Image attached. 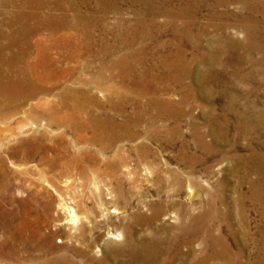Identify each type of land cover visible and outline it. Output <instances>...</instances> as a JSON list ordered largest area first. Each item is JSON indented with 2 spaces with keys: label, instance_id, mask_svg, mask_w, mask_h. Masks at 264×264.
I'll return each mask as SVG.
<instances>
[{
  "label": "rangeland",
  "instance_id": "1",
  "mask_svg": "<svg viewBox=\"0 0 264 264\" xmlns=\"http://www.w3.org/2000/svg\"><path fill=\"white\" fill-rule=\"evenodd\" d=\"M150 1L113 0L112 5L110 4L106 11L96 14L97 18L92 25L93 29L89 32L55 33L56 35L54 33H28V38L31 41L29 46L32 50L37 47H57L67 57L64 63H60V65L62 64L61 68L54 69L55 71L46 65L44 58H40L38 65L36 68L34 67L35 71L45 75L51 70L52 73H61L65 67L66 69L73 68L75 73L70 70V74L63 80L68 76L71 77V74L78 78V83H72L77 91L78 99L75 100L76 104L72 105L71 97L65 103L53 93L43 94L54 107V110L45 116L47 117L45 121L49 120L50 122L46 123L47 127L41 128L37 132V122L14 120L11 125L17 128V133L31 130L32 136L23 135L25 140L17 142L16 145L13 143L2 147L0 145V157L2 156L0 158V264H45L47 260L53 261L56 255L64 254L68 259H73L74 256L66 250L65 246L66 243L73 241L68 239L70 238V229L67 220L70 217L67 211L62 208V204L71 203L75 193L82 194L87 200V205L93 207L102 219L100 227L93 234V237L98 239V243H101L109 226L113 227L120 221L129 222V213L139 210L146 211L142 207V202L151 203L158 199L157 189L159 187L153 181L158 169H164L167 164L180 170L186 169L187 155L194 152L202 159L204 158L195 167L196 174L203 176L201 181L205 185L204 190L212 191L214 197H219L217 196V187L222 184L223 190H219V195H227L231 200L233 195H238L236 189L234 190L237 181L243 179L244 183L241 186L243 189L240 188L246 194L243 195V198L249 195L251 180L256 179L257 175L253 173L245 177L250 169L245 161L251 149L262 150L264 148L262 145L264 143L258 142L263 141V138L261 140L256 138L257 131L250 132L251 134L244 137L237 133V129L231 127V134L226 141L214 144L207 151L198 144L197 140L203 135L206 142H213L207 128L209 119L213 115L224 113L223 105H227L230 99L235 103L234 109L229 113L232 121H235L240 114L242 115V110L248 104L250 107L255 103L252 107L256 106L264 110V69L259 67L262 59L261 54L242 47L236 48L230 43L225 44L228 46L220 47L221 49L218 48L221 44L218 40L224 37H221V34L216 31V27L231 21L227 18L221 19L214 13L216 10L217 12L221 11L222 7H219V10L218 8L214 10L209 3H202L201 0ZM207 14L212 15L208 16ZM3 21L5 22V8L0 3V29H8ZM201 28L207 29V31L199 33ZM2 34L0 33V46L8 41ZM7 34L14 36L24 33ZM245 34L241 31L237 33L234 30L229 35L234 37H231L234 40L235 38L238 41L240 39L243 45H248L247 43L250 44V42ZM57 35H61V40L57 38ZM194 53L198 55L195 54V56ZM246 54L247 56H245ZM185 56L188 58L186 59ZM167 62L171 64V70L165 68ZM182 67L193 70V75H184ZM207 70L215 71L213 73L215 80L221 79V83L216 81L218 84L215 83L213 77L207 82L208 86L216 87L215 95L211 98L201 94L200 87L196 85L199 74ZM215 75L218 79L215 78ZM169 76H173L176 81L168 79ZM179 77L182 79L178 80ZM140 85L142 86L140 87ZM162 86L170 88H167L169 89L167 93H164L167 91L166 89L162 91L164 89ZM192 90L195 94L191 93ZM160 95L170 104V109L162 108L168 113L167 119L154 123L145 120L139 121V115L143 112L147 119H152L157 106L150 104V101L153 96ZM140 103L146 104V110L141 107ZM239 103L240 105H238ZM258 104L260 106H257ZM213 105L215 109H211ZM211 111L216 114H211ZM94 114L101 118L100 121L104 123L102 125L104 127L94 121ZM18 116L19 119L24 118L21 115ZM127 116L129 118H126ZM105 119L107 120L105 121ZM5 125V123H0L1 127ZM112 127H115L114 131ZM154 128L161 132L158 140L141 135L133 141L127 138L112 143L110 140L112 133L118 134V129H125L121 131L122 136H125L134 129L143 134ZM14 136L16 134L11 138ZM105 143L109 144L106 150L103 149ZM204 165L210 166L213 171L208 173ZM234 166L239 169L236 174L232 170ZM113 189L116 191L114 192ZM246 191L248 192L246 193ZM165 192L169 191L166 189ZM113 193L116 194V197ZM199 193L204 198L206 197L204 191H199ZM168 194L170 195V193ZM188 196V189L184 188L181 195L176 197L186 200ZM197 197L199 196L197 195ZM164 201L168 203L169 199ZM216 203L219 209L228 206L236 211L231 201L225 206L221 205L219 200ZM246 203V211L251 219V228L257 232L261 226L262 218L259 211L262 209L251 201ZM231 220H236V214ZM165 221L170 220L167 217ZM217 222L220 223V221ZM226 222L229 221L223 220V226H220L225 232L227 231ZM236 227L241 230L240 225ZM111 240L121 242L118 239ZM231 240L233 241V238ZM249 244L254 251L260 247L257 241L250 240ZM82 258L77 259L81 260Z\"/></svg>",
  "mask_w": 264,
  "mask_h": 264
},
{
  "label": "bare ground",
  "instance_id": "2",
  "mask_svg": "<svg viewBox=\"0 0 264 264\" xmlns=\"http://www.w3.org/2000/svg\"><path fill=\"white\" fill-rule=\"evenodd\" d=\"M165 1H167V0H165ZM201 1H202V3H209V5L211 7H213L214 10L216 8H218V10H219L220 9L219 7H222L221 11L217 12V10H216L214 13L218 17H220L221 19L227 18L228 20L229 19L231 20V21L226 22L223 26L218 25L216 27V31L221 34V37H224V38H221V40L220 39L218 40L221 43L218 48L228 46L225 44L230 43L231 45L236 46V48L242 47L244 49L245 48L248 49V51H251V52H259L261 54V58H262L260 60V66L259 67L264 69V0H201ZM112 2H113V0H0V3L5 8V22L4 21L3 22L8 27V29H6V28L0 29V33H3L2 36L5 37V39L6 38L8 39V41H6V43H4L0 46V123L6 124L4 127L0 126V145H1V147L6 145V144H10V143H13V145H16V144H18L17 142H19V141L21 142V141L25 140V138H23L24 137L23 135H26L27 137H29L33 133V132H31V130L30 131H21V132L19 131L20 133H17V131H16L17 128L15 126L11 125V123L14 120H17V122L30 121V120L37 122V132H39L41 128L47 127L46 123H48L49 120L46 122L45 120L47 117H45V116L47 114H49L51 111H53L54 107L50 102H48L49 99L46 98L43 94H52L53 93L60 100L62 99L63 102L67 101L71 97L72 100H70V101H73L72 105H75L76 104L75 100L78 99L77 98L78 97L77 91L74 88L75 86L74 87L72 86V83L77 82L78 78H75L73 76V74H71L72 75L71 77L68 76L66 79L63 80V78H65L67 75L70 74V70L72 73H75V72H73V68L66 69V67H65L64 70L61 71V73H59V72H55L56 74L52 73V70H54V69L59 70L61 68L62 64L60 65V63H64L67 60V57L64 56L63 53L60 50H58L57 47H55V48L54 47H48V48L37 47L35 49L33 48L34 50H32L30 48L31 46H29L31 41L28 38L29 37L28 33L29 34L30 33H54L55 34V33H85V32H89V30L93 29L92 25L94 24V22L97 18L96 14L98 12L106 11ZM195 3H197V2H195ZM186 7H188V6H186ZM113 8H114V6H113ZM144 8H146V7H144ZM144 8H142V9H144ZM188 9H189V7H188ZM206 9H208V8H206ZM148 12H149V10H148ZM171 12H170V14H171ZM188 13H190V12H188ZM180 14H178V15H180ZM198 17H199V15H198ZM186 23H187V21H186ZM220 24H222V23H220ZM180 25H182V24H180ZM191 28H193V27L191 26ZM181 29H183V28H181ZM212 30H214V29H212ZM234 30L237 31V33L239 31L246 33L245 35L248 38V42H250V44H251V42H253V44L250 45L249 43H247L248 45H243V42H240V39H239V41L236 40V38H235V40L232 39L234 37L231 36L232 37L231 38L229 34H231V32ZM193 31H194V29H193ZM206 31H207V29L205 30L204 28L203 29L201 28L199 33H205ZM7 33H24V34L23 35H20V34L14 35L13 34L14 36H11ZM208 34H210V33H208ZM194 36H196V35H194ZM209 36L213 37L211 35H209ZM187 37H188V35H187ZM57 38L60 39L61 35H57ZM199 39H201V38H199ZM244 39H246V38L244 37ZM65 40H66V38H65ZM188 42L192 43L190 41H188ZM68 44H69V42H68ZM215 44H217V43H215ZM183 45H185V44H183ZM209 47H210V45H209ZM49 48H52V49L49 50ZM198 52H199V50H198ZM64 53H66V52H64ZM175 53H176V51H175ZM176 54H175V56H176ZM195 54H197V53H194V55ZM172 55H174V54H172ZM215 55H216V53H215ZM237 55H238V53H237ZM249 55L251 56V54H249ZM75 56H77V55H75ZM245 56H247V54ZM178 57H180V56L178 55ZM202 57H205V56H202ZM40 58H44L46 65L52 69L51 71H48L49 73H47L45 75L39 74L34 69V67L36 68V66L38 65ZM185 58H186V56H185ZM69 60H71L70 57H69ZM138 60H136V61H138ZM41 62H42V59H41ZM209 62H211V61H209ZM214 62H217V61H214ZM69 63H71V62H69ZM173 64H174V62H173ZM190 64H191V62H190ZM170 67H171V64H169L167 62V65L165 66V68L168 70H171ZM204 67H205V65H204ZM186 68L183 69V67H182V69L184 70L183 74L184 75L186 74L188 76L193 75V70H191L189 68L186 69ZM179 70H181V69H179ZM208 70L199 74L198 79H197L198 84H196V85H198L200 87V90L202 92L201 94L205 95L208 98H211L213 95H215V88L216 87L213 88V87L208 86L207 82L210 80V78L213 77V73L215 71L209 72ZM39 72H40V70H39ZM170 73H171V71H170ZM196 73H198V72H196ZM217 73H219V72H217ZM180 77L178 80L182 79ZM126 78H127V76H126ZM215 78L218 79L216 75H215ZM168 79L174 81L175 78L173 76H169ZM213 79H214V77H213ZM151 81H152V79H151ZM175 81H176V79H175ZM216 81H218V83H221V79L215 80V83L218 84ZM129 82H131V81H129ZM136 83H137V81H136ZM209 84H210V82H209ZM224 85H225V83H224ZM136 86H138V85H136ZM141 86L142 85H140V87ZM162 87L164 88L162 91H164L165 89L167 90L164 93H167L168 90L170 89L169 87H166V86H162ZM167 88H169V89H167ZM128 89H129V87H128ZM260 89H262V88H260ZM242 92H243V90H242ZM191 93L195 94L193 90L191 91ZM224 93H225V91H224ZM258 97H260V96L258 95ZM230 100H229V103L227 105H223L224 108H222V109H223L224 113H222L221 115H213L209 119V123L207 125V128H208L209 135L211 136V140L213 142H206V139L203 135L199 137V140H197L198 144L205 151L209 150L214 144H217L220 142L222 143L223 141H226V139L231 134V131H230L231 127H234L235 129H237V133L241 134L244 137H245V135L247 136V134H249L250 132H253L256 130L258 133V136L257 137L255 136V137L258 138V140H261L263 138L262 139L263 141H258V142L264 143V110H262L261 108L259 109L256 106L252 107L255 103L252 104L250 107H249V104L246 106V103H245L246 108H244L242 110V115L240 114V116L237 117V119L235 121H232L229 113L234 109L235 103H234V101H230ZM258 102H260V101H258ZM136 103H137V101H136ZM150 104H154L155 106H157L156 107L157 110H156L155 115L153 117L151 116L152 119H147V116L145 114H143L144 113L143 111H141L143 113H140L139 119H138L139 121L145 120L147 122L149 121L150 123H154L155 121L157 122L158 120L167 119L168 113L163 111V110L170 109L169 108V106H170L169 101L162 98L161 95L155 96V97L153 96V98L150 101ZM236 104H237V102H236ZM260 104H258L257 106H260ZM140 105H142V104L140 103ZM145 105L141 106L144 110H146ZM238 105H240V103ZM150 107H151V105H150ZM162 108H165V109L162 110ZM213 108H214V105L211 106V109H213ZM212 111H211V114L215 113ZM235 112H237V111H235ZM170 113H172V112H170ZM217 113H218V111H217ZM18 115H21L24 118L19 119ZM135 115H136V113H135ZM126 118H129V116H127ZM93 119L99 126H102L104 124L100 121L101 118H98V116H96L95 114L93 115ZM106 120L107 119H105V121ZM110 120H111V118H110ZM113 120H115V119H113ZM111 123H113L112 120H111ZM114 123H115V121H114ZM55 124H57V123H55ZM118 126H119V124H118ZM102 127H104V126H102ZM114 128H113V131L115 130ZM105 129L107 130V128H105ZM123 130H125V129H118V134L112 133V136L110 137V140L112 141V143L117 142L119 140L121 141L122 139H127V138H128V140L133 141V140L137 139L140 135L144 136V137L153 138L154 140H158L160 135H161V132H158V130L156 128L151 129L150 131L145 132L143 134H141L139 131L134 129L133 131H130V134H128V135L125 134V136H122V134H121V131H123ZM258 131H260V132H258ZM14 134H16V136H14V138H11ZM201 134H202V132H201ZM206 135H207V132H206ZM96 137H98V136H96ZM93 138H94V136H93ZM6 140H10V141H6ZM34 140H36V139H34ZM228 144H229V142H228ZM262 145L264 146V144H262ZM107 147H109V144L105 143L103 149L106 150ZM6 148H4V149H6ZM118 150H119V148H118ZM3 155H5V154H3ZM239 155H241V154H239ZM15 156H17V155H15ZM187 157L188 158H187L186 169L180 170L177 168H173V166H171L170 164H167V166L164 169L163 168L158 169L157 170L158 172H156V176L153 178L154 183H157L158 187H159L157 189L158 199L156 201H152L151 203L142 202L141 203L142 207L146 211L139 210L137 212H131V214L129 213L128 214V219L130 220L129 222L126 223V222L120 221L117 225H114L113 227L109 226L107 231L106 232L104 231L106 233V236L103 238V241L101 243H98V239L96 237L94 238L93 234L100 227V224L102 223L101 222L102 219L98 216L97 212L93 209V207H89L87 205V200L85 199V197H83L82 194L79 195V194L75 193L73 198H72V201L70 200L71 203L65 204V205L62 204V208H64L67 211V213L69 214V217H70L67 220L68 227L70 229V231H69L70 232L69 233L70 238H68V239H70V241H73L72 243H66L65 246H66V250L71 252L74 257H73V259H68L66 257V254L56 255L54 257L53 261L47 260L45 262V264H62V263H65V264H264V148L262 150L261 149H254V148L251 149L250 153L247 155V160L245 161V162H247V167L249 166L248 168H250L248 170L247 174L245 175V177L247 175L253 174V173L257 175L256 179L251 180L249 195H247L246 197L243 198V195L245 193L243 191H241L240 188H242L241 186L243 185L244 180L239 179L236 183V187L234 188V190L236 189V192L238 193V195H233V198L231 200H230L229 196H227V195L226 196L225 195L223 196V194H222V196L219 195L220 194L219 190H223V187L221 186L222 184L217 187V196H219V197L215 196L216 197L215 198L214 193L212 191L204 190L205 185L201 181L203 176L196 174V171H195V167H197L196 165H198L204 158L202 159V157L197 155V153H195V152L191 155H187ZM237 157H238V155H237ZM204 168L208 171V173H211L213 171L210 168V166H208V167L205 166ZM106 169H107V167H106ZM232 170L235 172V174H236V172H239V169L236 166H234V168ZM82 171H85V170H82ZM83 173H86V172H83ZM107 173H109V172H107ZM151 174H153V173L151 172ZM70 175H72V174H70ZM84 177H86V175ZM66 178H64V179H66ZM85 179H84V181H85ZM81 182H83V181H81ZM233 184H234V182H233ZM99 187H97V188H99ZM224 187H226V186H224ZM232 187H233V185H232ZM184 188H187L188 192H189L188 199H186V200L179 199L178 197H176L177 195H181V192L184 190ZM166 189L169 191L168 193H170V195L165 192ZM115 191L116 190H114V192ZM199 191H204L206 194V197L204 198V196L201 195V193H199ZM117 192H118V190H117ZM247 192L248 191H246V193ZM113 195H115V197H116L115 193H113ZM197 195L199 197H197ZM168 196H169V198H168ZM111 198H112V196H111ZM166 199H169L168 203H166V201H164ZM216 199L219 200L221 205H223V206H225V204L228 205L230 201L233 202V206L236 209V211L230 209L231 207L229 208L228 206L224 207V209H221V208L219 209V206L217 207V203H216L217 200ZM170 201H171V203H170ZM247 201H251L252 203L259 206L260 209H262L259 211L261 214V218H262V220L260 222L261 226L259 227V230H257V232H255L253 230V228H251L250 215L246 211V206H247L246 202ZM65 202H63V203H65ZM196 209H198L199 211H195ZM234 214H236V220L235 221L231 220V218H233ZM167 217L170 220L168 222L165 221V219H167ZM170 217H173V218H170ZM223 220L229 221V222H226L227 223V225H226L227 231L226 232L222 229V227H220L223 223ZM217 221H220V223ZM237 225H240L241 230L237 229V227H236ZM100 235H101V233H100ZM74 237H76V238H74ZM231 238H233V241L231 240ZM111 239H118V240H121V242H114ZM250 240L253 242L257 241L258 244L260 245L259 249L254 251L253 248L251 246H249ZM233 242H235V244H233ZM81 257H83L81 260L77 259V258H81Z\"/></svg>",
  "mask_w": 264,
  "mask_h": 264
}]
</instances>
